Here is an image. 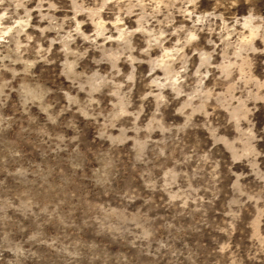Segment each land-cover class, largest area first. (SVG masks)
I'll return each instance as SVG.
<instances>
[{
	"label": "rangeland",
	"instance_id": "rangeland-1",
	"mask_svg": "<svg viewBox=\"0 0 264 264\" xmlns=\"http://www.w3.org/2000/svg\"><path fill=\"white\" fill-rule=\"evenodd\" d=\"M0 264H264V0H0Z\"/></svg>",
	"mask_w": 264,
	"mask_h": 264
}]
</instances>
